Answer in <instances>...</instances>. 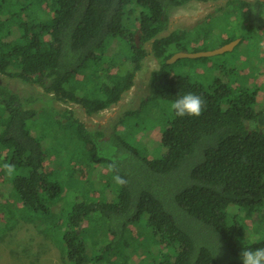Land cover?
<instances>
[{"label": "trees", "instance_id": "1", "mask_svg": "<svg viewBox=\"0 0 264 264\" xmlns=\"http://www.w3.org/2000/svg\"><path fill=\"white\" fill-rule=\"evenodd\" d=\"M195 1L211 0H0V151L6 153L3 165L16 169L9 177L2 168L0 192L19 200L21 213L57 212L54 201L63 188L47 176L51 161L45 151L53 135L84 147L92 169L81 190L94 188L98 172L104 177L109 169L113 175L94 190L102 199L111 184L104 191L108 201L76 196L65 227L40 234L54 243L65 264H126L121 257L129 238L145 235V229L165 252L131 260L134 264H242L244 248H264V224L257 220L259 215L264 220V78L257 77V86L252 73L242 84L230 81L237 75L232 69L208 86L172 75L168 60L202 35L183 29L167 34L171 14ZM217 12L243 23L242 42L257 34L262 38L263 0H228ZM150 55L159 69L137 104L122 111L108 130L92 131L71 110H58V102L75 103L91 118L118 106L137 86ZM201 60L206 59L196 61ZM16 82L24 88L17 89ZM188 92L206 101L203 113L177 117L173 112L163 122L165 156L143 157L122 129L155 100L168 105ZM42 112L58 125L54 134L37 138L32 127ZM113 161L127 181L123 186L113 179ZM248 220L256 224L248 227Z\"/></svg>", "mask_w": 264, "mask_h": 264}, {"label": "rangeland", "instance_id": "2", "mask_svg": "<svg viewBox=\"0 0 264 264\" xmlns=\"http://www.w3.org/2000/svg\"><path fill=\"white\" fill-rule=\"evenodd\" d=\"M27 1L37 3L39 0ZM227 1H195L187 6L175 9L171 14V23L167 34L177 29L186 30L191 36L201 34V39H193V41L189 42L188 50L185 51L189 53L218 50L227 45L224 42L229 36L236 34L237 36L234 41L238 39L242 40L238 35L244 31L243 23L236 16L231 18L230 13L217 12L227 4ZM261 36L262 38L257 34L254 37H249L247 40L241 41L236 45L233 51L213 57H204L206 60L196 61L199 58L180 59L170 64L171 66L168 69L172 72V75L185 74L193 79L202 80L208 86L212 85L216 78L222 76L226 78V71L233 69L237 72V75L232 76L230 81H239L242 84L244 81L249 80L248 76L252 73L256 76V78L254 76L255 79L251 78L252 85H256L255 80L258 82L257 77L259 79L264 78V33ZM147 49L151 51V44H148ZM119 50L116 49L115 51ZM159 67V63L153 55H150L145 61L143 71L139 75L137 86L124 97L118 106L107 109L94 117H88L82 107L75 103L64 104L58 102L57 108L61 112L71 110L75 114V117L84 122L92 131L101 128L108 130L116 122V118L122 111L137 104L139 93L141 95L140 91L148 86L152 72L159 69ZM15 86L17 89L24 88L19 82H16ZM38 91L40 93L43 92L41 89H38ZM172 118L173 111L170 110V104L167 105L158 99L152 102L150 107L140 116L129 119L128 126L126 125L121 132L123 137L132 146L136 147L143 157L150 160L161 159L166 154V149L161 143L162 134L165 129L163 122L166 123ZM36 120V127H32L33 130H31L37 134L34 133V136L37 138L43 133L46 134V132L54 134L50 132L57 129L58 122L48 113H40ZM43 126H46V129ZM49 138H47V144L45 143V151L48 154V160L51 161L47 176L50 181L60 184L63 188L62 195L55 198L54 201L59 209V202L61 203V209H58L59 211L56 210L55 214H48L43 211L37 214L21 213L19 210L21 208L19 200L15 198L6 199L3 193L0 192V264H65L61 253L54 246V243L44 236L41 238V235L46 228L53 233L55 229L59 230L65 227V217L68 211L75 205L76 196L83 197V199L94 203L109 200L106 197L107 195H104V191L105 189H111V184L110 186L108 185L109 187H102L105 188L101 192L103 194L102 199L96 198L98 196L95 195L94 190L102 180L110 183V178L113 176L110 170L105 169L106 173L104 177H102V171L98 172L99 175L96 176L100 179L96 180L94 188L85 187L84 190H81V182L89 178L90 170L92 169L87 158L83 156L84 147L82 145H70L61 134L53 135L52 138L51 136ZM105 152L107 156L115 155V150H106ZM4 155L6 153L0 151V188L6 176H4L2 171ZM100 168L102 167H99L97 171ZM94 181L95 179L92 180V182ZM5 203H7V206ZM53 209L55 210V207ZM258 217L262 219L260 215ZM259 218L257 220L261 224H264V220H260ZM59 219L61 221L58 222ZM247 222L248 227L256 224L252 220H248ZM27 225L33 227L30 228ZM145 231L147 232L145 235L138 233L135 234V239L129 238V249L123 251V257H121V259H125L126 264H134L131 260L136 261L151 254L159 256L160 253L165 252L163 248L156 246L153 237L150 234L148 235L149 232L146 229ZM91 234L92 230L90 228L84 233L87 239L90 238L89 235ZM96 252L94 248L90 250L89 255L94 256Z\"/></svg>", "mask_w": 264, "mask_h": 264}, {"label": "clouds", "instance_id": "3", "mask_svg": "<svg viewBox=\"0 0 264 264\" xmlns=\"http://www.w3.org/2000/svg\"><path fill=\"white\" fill-rule=\"evenodd\" d=\"M205 106L206 101L203 97L188 92L171 102L170 110L173 111L177 117H199L203 113ZM3 168L9 177H13L16 173L14 165L4 164ZM109 168L117 173L113 177L116 184L123 186L127 183V181L118 174L117 163L115 161L109 164ZM239 258L242 260V264H264V248H244L239 253Z\"/></svg>", "mask_w": 264, "mask_h": 264}, {"label": "water", "instance_id": "4", "mask_svg": "<svg viewBox=\"0 0 264 264\" xmlns=\"http://www.w3.org/2000/svg\"><path fill=\"white\" fill-rule=\"evenodd\" d=\"M242 40L238 39L234 42L228 43L224 47L214 50V51H206V52H196V53H189V52H178L176 53L170 60H168V63L172 64L174 62H177L180 59L187 58V59H197V58H204V57H213L216 55H220L229 51H233L236 45H238Z\"/></svg>", "mask_w": 264, "mask_h": 264}, {"label": "flooded vegetation", "instance_id": "5", "mask_svg": "<svg viewBox=\"0 0 264 264\" xmlns=\"http://www.w3.org/2000/svg\"><path fill=\"white\" fill-rule=\"evenodd\" d=\"M264 1V0H263Z\"/></svg>", "mask_w": 264, "mask_h": 264}]
</instances>
